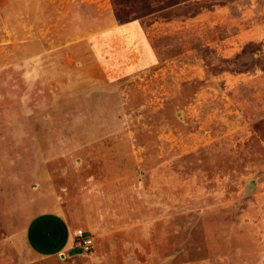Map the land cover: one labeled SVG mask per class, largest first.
I'll return each mask as SVG.
<instances>
[{
  "label": "rangeland",
  "instance_id": "obj_1",
  "mask_svg": "<svg viewBox=\"0 0 264 264\" xmlns=\"http://www.w3.org/2000/svg\"><path fill=\"white\" fill-rule=\"evenodd\" d=\"M263 220L264 0H0V264H264Z\"/></svg>",
  "mask_w": 264,
  "mask_h": 264
},
{
  "label": "trees",
  "instance_id": "obj_2",
  "mask_svg": "<svg viewBox=\"0 0 264 264\" xmlns=\"http://www.w3.org/2000/svg\"><path fill=\"white\" fill-rule=\"evenodd\" d=\"M116 22H130L179 4L181 0H111Z\"/></svg>",
  "mask_w": 264,
  "mask_h": 264
},
{
  "label": "built area",
  "instance_id": "obj_3",
  "mask_svg": "<svg viewBox=\"0 0 264 264\" xmlns=\"http://www.w3.org/2000/svg\"><path fill=\"white\" fill-rule=\"evenodd\" d=\"M75 238L77 242V247L80 248L82 252L86 253L92 249L93 240L91 236H89L85 231L77 230L75 232Z\"/></svg>",
  "mask_w": 264,
  "mask_h": 264
},
{
  "label": "crops",
  "instance_id": "obj_4",
  "mask_svg": "<svg viewBox=\"0 0 264 264\" xmlns=\"http://www.w3.org/2000/svg\"><path fill=\"white\" fill-rule=\"evenodd\" d=\"M262 223H263V225H264V220L262 221ZM262 223H261V225H262ZM259 225V224H258ZM78 230H81V229H78ZM76 231V230H75ZM83 231H85V230H83ZM86 232V231H85ZM72 238H73V236H72ZM75 238V237H74ZM75 240H76V238H75ZM72 248H76V249H80V248H78L77 247V244L75 245V247L73 246ZM62 255H69V253H68V251H62V252H60ZM60 254V255H61ZM61 255V256H62ZM182 264H211V262H210V260H208V259H200V260H198V261H192V262H185V263H182Z\"/></svg>",
  "mask_w": 264,
  "mask_h": 264
}]
</instances>
